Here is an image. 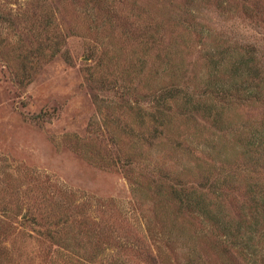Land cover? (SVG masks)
I'll return each mask as SVG.
<instances>
[{"label": "rangeland", "instance_id": "374dc122", "mask_svg": "<svg viewBox=\"0 0 264 264\" xmlns=\"http://www.w3.org/2000/svg\"><path fill=\"white\" fill-rule=\"evenodd\" d=\"M227 47L263 85L264 0H0V264H264V102L137 114L176 78L206 99ZM211 156V216L159 200Z\"/></svg>", "mask_w": 264, "mask_h": 264}, {"label": "trees", "instance_id": "16d2710c", "mask_svg": "<svg viewBox=\"0 0 264 264\" xmlns=\"http://www.w3.org/2000/svg\"><path fill=\"white\" fill-rule=\"evenodd\" d=\"M225 54L220 53L218 59L215 61L211 59L213 84H210L209 93H205L206 99L194 100V97L189 93L187 88H180V82L176 78L173 84L162 89L159 96H157V102L155 107L150 113L144 111V109H138L137 114L141 118L142 122H145L146 118L153 126L152 131L157 133L160 128L167 129L170 124L178 117L192 118L193 116L200 115L205 119H211V122L216 125L220 123L227 112L231 109V106L249 103H263L264 102V84L263 80L259 82L255 81L259 77V70L250 65V57L245 53L229 54L230 49H225ZM256 71V73H255ZM255 73V74H254ZM248 84L251 91H247L243 84ZM178 84H175L177 83ZM254 84V85H253ZM251 86V88H250ZM207 94V95H206ZM195 96V95H194ZM162 133V132H158ZM262 145V143H261ZM130 154V153H128ZM212 157V156H211ZM210 160V159H209ZM217 158L212 157L211 164L203 171L200 172L201 180L193 188L179 190V187L169 186V190L165 188L163 183L156 185V194L159 200L164 199L166 203L171 202L178 205V209H189L190 212L198 217L212 215L211 210L204 204L206 194L203 189H213L214 193H222L226 189L224 185L230 181L229 179L221 180L214 179L211 184L209 179L217 170ZM207 165V162H204ZM258 163V160L255 162ZM201 164L199 168H201ZM223 168V169H222ZM222 168L218 167L221 171L225 172V166L222 162ZM231 176V174L229 175ZM234 181V177L231 179ZM200 189V192L198 191ZM221 190V192H220ZM226 195V194H225ZM251 208L257 209L262 207L264 209V192L263 191H251ZM162 201V202H163ZM186 205V207H185ZM216 217V213L213 215ZM215 219V218H214ZM52 240L55 238L51 236ZM60 243V242H59ZM73 257L74 254L71 253Z\"/></svg>", "mask_w": 264, "mask_h": 264}]
</instances>
